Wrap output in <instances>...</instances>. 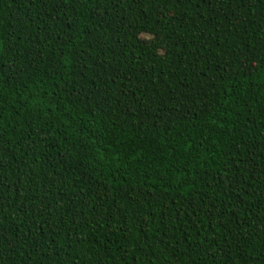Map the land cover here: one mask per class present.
<instances>
[{"label": "trees", "instance_id": "obj_1", "mask_svg": "<svg viewBox=\"0 0 264 264\" xmlns=\"http://www.w3.org/2000/svg\"><path fill=\"white\" fill-rule=\"evenodd\" d=\"M0 264H264V0H0Z\"/></svg>", "mask_w": 264, "mask_h": 264}]
</instances>
